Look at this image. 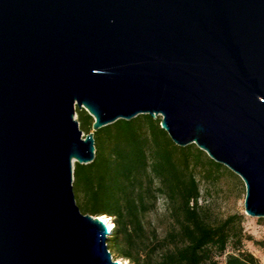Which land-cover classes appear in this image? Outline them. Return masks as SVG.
Returning a JSON list of instances; mask_svg holds the SVG:
<instances>
[{
  "label": "water",
  "instance_id": "obj_1",
  "mask_svg": "<svg viewBox=\"0 0 264 264\" xmlns=\"http://www.w3.org/2000/svg\"><path fill=\"white\" fill-rule=\"evenodd\" d=\"M143 115L264 218V0H0V264H118L73 166L99 129Z\"/></svg>",
  "mask_w": 264,
  "mask_h": 264
},
{
  "label": "trees",
  "instance_id": "obj_2",
  "mask_svg": "<svg viewBox=\"0 0 264 264\" xmlns=\"http://www.w3.org/2000/svg\"><path fill=\"white\" fill-rule=\"evenodd\" d=\"M82 134L93 119L76 108ZM94 160L73 166V193L82 215L112 220L114 258L129 264H259L243 250V218L215 220L199 204L200 181L215 183L225 167L194 145L176 147L160 129V119L147 115L119 120L93 134ZM170 225L163 237L147 233L144 217L159 200Z\"/></svg>",
  "mask_w": 264,
  "mask_h": 264
},
{
  "label": "rangeland",
  "instance_id": "obj_3",
  "mask_svg": "<svg viewBox=\"0 0 264 264\" xmlns=\"http://www.w3.org/2000/svg\"><path fill=\"white\" fill-rule=\"evenodd\" d=\"M74 119L77 121L76 115ZM199 184L202 195L199 204L208 207L215 220L231 215L242 216L243 250L251 254L259 264H264V218L245 216V187L242 181L233 173H222L215 183L200 181ZM144 225L147 233L155 231L159 237H163L170 225L168 210L163 200L160 199L156 207L144 217ZM114 244L113 236L108 242L112 251ZM220 264H223V259Z\"/></svg>",
  "mask_w": 264,
  "mask_h": 264
},
{
  "label": "built area",
  "instance_id": "obj_4",
  "mask_svg": "<svg viewBox=\"0 0 264 264\" xmlns=\"http://www.w3.org/2000/svg\"><path fill=\"white\" fill-rule=\"evenodd\" d=\"M97 219L100 220V221L103 223L104 227H106V223H109V224L111 223V227H112V228H111V230L108 232L109 235H110L111 232L114 230V229H113V223H112V220H111L110 218L106 217V216H101V217H98ZM109 235H108V237H109ZM107 248H108V246H107ZM107 252L110 254V256H111V258H112V262H115V263H118V264H129L128 261H124V260H122V259L114 258L108 249H107Z\"/></svg>",
  "mask_w": 264,
  "mask_h": 264
},
{
  "label": "bare ground",
  "instance_id": "obj_5",
  "mask_svg": "<svg viewBox=\"0 0 264 264\" xmlns=\"http://www.w3.org/2000/svg\"><path fill=\"white\" fill-rule=\"evenodd\" d=\"M111 224L109 223H106V227H105V230H107L108 232L111 230Z\"/></svg>",
  "mask_w": 264,
  "mask_h": 264
}]
</instances>
